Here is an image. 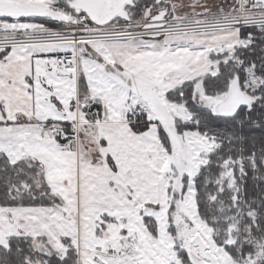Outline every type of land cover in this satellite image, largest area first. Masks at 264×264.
<instances>
[{"label":"snow or ice","instance_id":"obj_1","mask_svg":"<svg viewBox=\"0 0 264 264\" xmlns=\"http://www.w3.org/2000/svg\"><path fill=\"white\" fill-rule=\"evenodd\" d=\"M257 131L264 0H0V264H264Z\"/></svg>","mask_w":264,"mask_h":264},{"label":"trees","instance_id":"obj_2","mask_svg":"<svg viewBox=\"0 0 264 264\" xmlns=\"http://www.w3.org/2000/svg\"><path fill=\"white\" fill-rule=\"evenodd\" d=\"M40 22H45V21H40ZM54 25H57L56 23H54V22H48V26H54ZM218 124H222L223 122L222 121H218L217 122ZM254 135L257 137V138H259L261 135H264V132H261V131H257V132H255L254 133ZM258 147H259V145H257ZM248 189H249V191H251L252 190V181L251 180H249L248 181ZM259 189L257 188V191H258Z\"/></svg>","mask_w":264,"mask_h":264},{"label":"rangeland","instance_id":"obj_3","mask_svg":"<svg viewBox=\"0 0 264 264\" xmlns=\"http://www.w3.org/2000/svg\"><path fill=\"white\" fill-rule=\"evenodd\" d=\"M145 2H151V0H145ZM49 27L57 28L59 27V25H54V26H49Z\"/></svg>","mask_w":264,"mask_h":264},{"label":"crops","instance_id":"obj_4","mask_svg":"<svg viewBox=\"0 0 264 264\" xmlns=\"http://www.w3.org/2000/svg\"><path fill=\"white\" fill-rule=\"evenodd\" d=\"M54 23H56V22H54ZM57 24V23H56ZM58 25V24H57Z\"/></svg>","mask_w":264,"mask_h":264}]
</instances>
